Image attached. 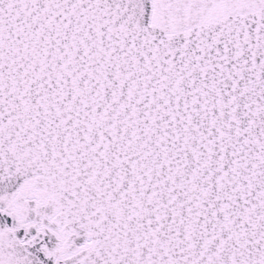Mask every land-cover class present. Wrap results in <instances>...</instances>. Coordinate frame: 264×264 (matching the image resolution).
I'll return each instance as SVG.
<instances>
[{"label":"snow or ice","instance_id":"snow-or-ice-1","mask_svg":"<svg viewBox=\"0 0 264 264\" xmlns=\"http://www.w3.org/2000/svg\"><path fill=\"white\" fill-rule=\"evenodd\" d=\"M0 264H264V0H0Z\"/></svg>","mask_w":264,"mask_h":264}]
</instances>
